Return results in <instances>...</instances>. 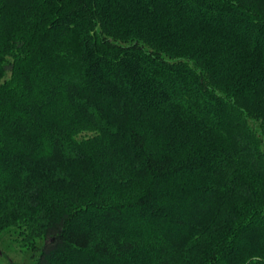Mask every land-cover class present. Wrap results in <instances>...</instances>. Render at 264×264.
<instances>
[{
    "label": "trees",
    "instance_id": "16d2710c",
    "mask_svg": "<svg viewBox=\"0 0 264 264\" xmlns=\"http://www.w3.org/2000/svg\"><path fill=\"white\" fill-rule=\"evenodd\" d=\"M5 72L0 223L38 224L36 264H130L156 223L182 234L185 264H264V0H0ZM80 127L114 140L143 187H101L102 146L84 152ZM74 163L86 180L68 179ZM88 216L120 228L96 240Z\"/></svg>",
    "mask_w": 264,
    "mask_h": 264
},
{
    "label": "rangeland",
    "instance_id": "374dc122",
    "mask_svg": "<svg viewBox=\"0 0 264 264\" xmlns=\"http://www.w3.org/2000/svg\"><path fill=\"white\" fill-rule=\"evenodd\" d=\"M19 12L12 11L9 12V14L6 17V25L8 29L12 25H14V21L16 18V15ZM5 32L6 30H3L1 33L3 35V38L6 37ZM12 59V58H10ZM8 61V62H7ZM8 66L11 65L12 62L7 60ZM11 78L10 74H7L6 72L2 75H0V85L5 84L7 80ZM141 120L143 121L144 125L154 129L155 131L160 132H168L167 134H175L174 130H168V124H170V120L166 118L164 115H160L158 113H151L150 111L146 113L145 115H141ZM78 136L80 138H84L87 140L85 141V151L88 152L94 147L102 146L101 149H103L102 156L99 159L98 165H102L104 168V171L102 172V185L108 190V192L113 193L114 195L120 196H131L136 191H138L140 188L143 187V181H145V178H143V173L140 171L139 173L135 172V169H133L134 164L127 159L123 154L117 151L115 141L110 140L107 137V134H103L101 136L104 137L100 138V135H97L98 132H96L93 127H80ZM165 134V133H164ZM100 136V137H99ZM192 142H189L185 145V147H182L183 151H187L190 149V146ZM105 152V153H104ZM97 159L95 160V162ZM70 167V176L68 179H71L73 182H79L86 180V176L89 175L88 168L86 167H79L75 163L71 165ZM129 169L130 172H126L125 170ZM126 172V173H123ZM77 175L79 177L77 178ZM1 176V175H0ZM81 178V179H80ZM0 178V180H2ZM79 179V180H78ZM128 179V181L126 180ZM131 179V185L128 188H126V183H128ZM115 180L119 181L120 184L116 185L119 186V188H114V182ZM127 181V182H125ZM125 182V183H122ZM58 188V187H57ZM70 195V192H69ZM57 197V195H55ZM68 197V196H66ZM43 208V207H42ZM45 208V207H44ZM92 223H89V228H91L95 239L99 240L102 239L106 235V231L108 229H118L120 228V225L113 221H105L102 219H93L91 217H86L85 220H88ZM20 221L23 219H19ZM19 220H15L14 222L10 223V225L6 226L4 223H0V264H36V260L33 259L32 255V246L34 244H37L38 241L41 239V232L39 231L38 224H30L28 228H23V225H19L21 223ZM27 224V223H26ZM145 225V223L143 224ZM156 225L155 228L152 226H144V228H138V230L135 233V236L137 235L140 244L142 246H145L144 249H142V252H137V254H134L136 259L129 258L130 264H185L184 259L181 257V255L176 254V251L174 252V249H177V239L182 237L181 233L176 232L175 230H172L168 228L167 226L160 225L159 223L153 224ZM254 234H258L254 233ZM263 234V233H262ZM118 235H120L118 233ZM125 236V235H120ZM134 236V237H135ZM254 237V236H253ZM257 237L259 238H250L247 237L248 242L246 245V252H250L252 249H254L256 246L260 245V235ZM240 245V244H239ZM152 246V247H151ZM264 248V246H263ZM178 250V249H177ZM178 252V251H177ZM244 254V255H245ZM241 255V256H244ZM240 257V256H239ZM185 258V257H184ZM64 261H61V263L57 264H120L121 261L115 260L111 261L109 263H103L99 261L98 259L93 258V256L89 255H72L70 257H63ZM56 264V263H55Z\"/></svg>",
    "mask_w": 264,
    "mask_h": 264
}]
</instances>
